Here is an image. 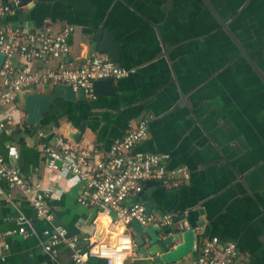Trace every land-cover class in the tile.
<instances>
[{"label": "crops", "instance_id": "0c3cea01", "mask_svg": "<svg viewBox=\"0 0 264 264\" xmlns=\"http://www.w3.org/2000/svg\"><path fill=\"white\" fill-rule=\"evenodd\" d=\"M208 1L264 73V0ZM9 20L28 35L74 26L72 57L78 63L95 51L87 34L104 26L121 49L119 65L136 70L115 81L114 96L60 101L37 127L25 123L21 103L14 131L0 132V153L16 146L25 180L50 191L56 225L88 245L100 241L101 224L108 220L109 226L112 214L78 203L83 184L46 167L42 142L61 135L104 160L115 140L153 116L148 138L132 155L169 153L168 167L186 166L190 177L176 189L146 184L136 201L152 202L155 215L174 213L197 229L196 251L179 264H197L203 242L212 237L236 242L244 264H264V82L203 0L34 1ZM52 88L33 87L27 93ZM84 123L76 143L69 135ZM19 215L29 221L28 234L6 235L18 228ZM200 219L205 222L198 228ZM49 227L25 194L12 191L11 203L0 207V264H75L66 246L58 247L57 257L45 251L43 231ZM180 227L174 223L166 230ZM118 232L108 236V228L102 240L113 242ZM131 235L139 241L133 227ZM148 261L139 253L134 264Z\"/></svg>", "mask_w": 264, "mask_h": 264}, {"label": "built area", "instance_id": "2783aa9c", "mask_svg": "<svg viewBox=\"0 0 264 264\" xmlns=\"http://www.w3.org/2000/svg\"><path fill=\"white\" fill-rule=\"evenodd\" d=\"M20 8L21 0L0 2V53L6 56L0 70V132L14 131L21 103L22 110L24 107L23 97L33 87L69 85L74 92L84 89L87 98L96 100L94 81H116L136 72L97 51L78 63L72 57L74 26H66L58 33L43 31L28 35L24 28L9 20ZM153 118H144L123 138L115 140L109 157L104 160L95 159L96 150L74 146L61 135L41 145L45 165L50 171L70 173L83 184L78 199L80 205L112 214L108 236L121 228L114 242L97 240L85 245L79 236H69L65 226L56 225V214L49 203L50 191L40 183L25 180L19 167L20 153L14 145L7 147L6 154L0 153V181L6 185L5 188L0 183V207L11 203L12 191L25 194L37 217L50 225L43 231L44 249L54 257H57L59 246H66L71 250L75 264H89V259L104 260L105 264H134L139 257L140 244L131 235L132 223L168 229L177 218L174 213L160 216L148 213L145 204L136 201V197L150 182L176 189L185 186L190 177L186 166L168 167L169 153L132 155L133 150L148 138ZM16 223L18 228L6 235H27L28 219L19 215ZM197 264H244V261L236 242H222L218 237H212L203 242Z\"/></svg>", "mask_w": 264, "mask_h": 264}, {"label": "water", "instance_id": "95a60500", "mask_svg": "<svg viewBox=\"0 0 264 264\" xmlns=\"http://www.w3.org/2000/svg\"><path fill=\"white\" fill-rule=\"evenodd\" d=\"M3 1L5 2L7 0ZM34 1L50 2L54 0H21V7L27 6ZM203 1L231 37L245 59L250 63L264 82V73L252 56L246 51L234 33L231 32L227 23L224 22L211 3L208 0ZM87 38L91 49L101 54L108 55L115 63H121V49L109 28L104 26L100 27L96 31L87 34ZM5 60L6 56L0 53V70L3 67ZM93 89L97 96H114L118 91L113 79L94 81ZM87 99L84 89L74 92L73 88L69 85L55 86L49 93H27L25 95L24 103V111L26 113L25 123L30 127H37L43 118L53 111V108L58 102L65 100L86 102ZM85 130L86 124L84 123L77 132L71 133L69 138L76 143H80ZM53 136L52 133L46 137V139L50 140ZM149 184L158 185L156 182H150L148 185ZM145 206L147 212L151 213L153 203L148 202ZM182 221L183 219L181 218L175 220L174 223H181V227L173 231H167L157 225L144 227L136 221L132 223L133 229H135L139 236L138 243L141 244L140 253L144 259L149 260L148 264H179L196 251L197 239L199 236L196 231L197 229L190 224L186 226ZM204 222L203 219H200L198 228H201L204 225ZM108 223V220H106L104 225L101 224L99 240L103 239L106 230L110 227V225L108 226Z\"/></svg>", "mask_w": 264, "mask_h": 264}, {"label": "bare ground", "instance_id": "6f19581e", "mask_svg": "<svg viewBox=\"0 0 264 264\" xmlns=\"http://www.w3.org/2000/svg\"><path fill=\"white\" fill-rule=\"evenodd\" d=\"M117 230H118V231H120V230H121V228H118ZM116 235H117V234H116ZM115 237H116V236H115ZM114 241H115V239H114ZM114 241H113V242H114Z\"/></svg>", "mask_w": 264, "mask_h": 264}, {"label": "trees", "instance_id": "16d2710c", "mask_svg": "<svg viewBox=\"0 0 264 264\" xmlns=\"http://www.w3.org/2000/svg\"><path fill=\"white\" fill-rule=\"evenodd\" d=\"M27 129H28L29 132L31 131V129H29V128H27Z\"/></svg>", "mask_w": 264, "mask_h": 264}]
</instances>
